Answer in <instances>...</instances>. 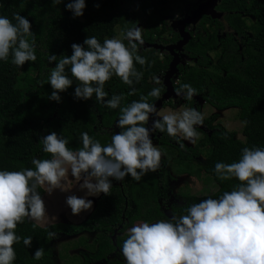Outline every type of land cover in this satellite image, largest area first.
<instances>
[{
	"label": "trees",
	"instance_id": "trees-1",
	"mask_svg": "<svg viewBox=\"0 0 264 264\" xmlns=\"http://www.w3.org/2000/svg\"><path fill=\"white\" fill-rule=\"evenodd\" d=\"M69 2L71 0H62L53 6L51 0H0V16L7 17L14 24L16 14L30 21L37 57L34 62L29 61L35 64L34 75L24 72L29 62L18 68L11 63V55L7 62L0 61V170L21 171L25 167H33V158L51 159L39 143V138L51 131L68 139V147L72 151L80 147L82 132H87L102 145L109 143L111 136L119 132L115 127L119 108L110 109L96 102L95 96L89 100L74 99L75 81L60 93L59 103L48 99L52 89L47 77L56 62L49 64L46 53L55 54L58 59L70 56L71 44H82L86 37L92 36L102 44L104 39L115 37L116 26L123 32L141 18L143 21V17H146L148 36L152 37L154 33L162 35L167 29L163 9L169 0H85L84 14L77 18L65 9ZM228 2V8L236 11L227 16L231 28L239 36L245 30H249L251 35L242 40L244 45L241 49L230 35L226 40L229 44L224 45V40H221L222 48L219 49H214V42L201 33L189 39L183 50L196 62L179 66V82L174 89L184 83L195 88L198 94L192 101L186 100L185 104L198 111L200 105L195 97L217 110L237 107L239 120L247 121L241 130L243 138H237L220 125H213L212 117L204 118L203 125L195 126L202 137L193 146H187L182 141L185 145L183 149L166 133L156 132L153 137L163 154L157 172H149L140 182L125 177L124 181L113 183L109 195L101 193L91 213L80 223L56 222L40 226L26 218L15 229L21 240L13 245L16 253L13 264H56L51 257L52 248L50 251L47 249L50 242L46 240L48 232L78 235L85 247L90 249L86 255L83 253L81 264H124L120 253L123 239L116 232H123L137 221L167 219L161 204L169 189L167 163L172 161L178 165L175 169L177 173L193 174L194 171L190 170L192 157L203 153L204 148H208V152L199 170L215 181L217 189L203 195L183 193L184 201L171 208L172 215L186 214L189 206L202 199H218L239 183L236 179H218L214 166L217 162H238L245 147L264 148V0ZM97 4L99 7H96ZM244 14L252 16L250 24L245 22ZM146 40L153 41L150 37ZM123 42L127 45V40ZM213 51L214 56L210 57L209 53ZM137 54L149 62L144 66L135 64L136 70L143 73L142 79L129 86L113 76L104 85L108 93L106 100L122 94L121 107H124L141 96H147L154 87H160L161 93L164 91V86L155 84L153 77L162 75L168 68L170 55L165 52L160 58L158 49L142 46H139ZM66 74L71 76L70 66L66 67ZM131 88L136 89L135 95H127ZM147 100L153 103L157 99L147 97ZM163 104H166L165 101ZM37 191L43 197L44 189L38 187ZM87 232L92 234L89 240L84 237ZM29 236L32 237V244L26 248L23 238ZM40 247L44 248L43 258L33 259L34 252Z\"/></svg>",
	"mask_w": 264,
	"mask_h": 264
},
{
	"label": "clouds",
	"instance_id": "clouds-1",
	"mask_svg": "<svg viewBox=\"0 0 264 264\" xmlns=\"http://www.w3.org/2000/svg\"><path fill=\"white\" fill-rule=\"evenodd\" d=\"M51 2L56 6L62 0ZM85 8V0H71L65 5L73 18L83 16ZM14 20L15 24L0 16V61L7 62L11 55V63L21 68L37 59L36 41L26 17L16 14ZM121 37L106 38L102 44L95 36L86 37L82 44H71L70 56L59 59L46 53L49 64L56 62L47 77L52 89L48 99L59 103L60 93L75 81L74 99L89 100L95 96L96 102L110 109L119 108L115 122L119 132L105 145L82 132L80 147L72 151L68 139L51 131L39 138L42 151L50 154L51 159L33 158V167L21 171L0 170V264H13L16 259L13 245L21 240L15 233L17 225L26 218L33 222L46 218L45 202L38 187H44L49 196L57 189L65 191L70 171L84 195H67L64 203L72 216H79L93 207V201L87 197L109 195L113 180L130 177L140 182L149 172L160 169L163 154L150 138L153 133H166L182 149L185 147L182 141L194 145L199 139L195 126L203 125L200 111L184 108L178 113L161 114L154 103L148 102L147 97H161L160 87L152 88L147 96L124 107H121L122 94L105 99L108 93L104 85L108 80L115 76L131 86L143 76L135 64L149 63L137 54L144 44L141 27L135 24L126 28ZM67 66L71 76L66 74ZM153 82L161 84L158 77H153ZM40 83L42 86L43 81ZM174 91L187 101L198 94L188 83ZM135 93L136 89L131 88L127 95ZM150 116L159 119H153L149 128L146 125ZM243 123L246 125L247 121ZM214 173L222 181L236 179L239 183L218 199L209 197L192 204L186 214L128 227L126 239L120 245L124 264H264V148L245 147L238 162H217ZM57 238V233L48 232L46 240ZM23 244L30 248L32 237L23 238ZM43 256L44 248L40 247L33 259L40 260Z\"/></svg>",
	"mask_w": 264,
	"mask_h": 264
},
{
	"label": "rangeland",
	"instance_id": "rangeland-1",
	"mask_svg": "<svg viewBox=\"0 0 264 264\" xmlns=\"http://www.w3.org/2000/svg\"><path fill=\"white\" fill-rule=\"evenodd\" d=\"M191 1L194 0H169L168 4H166L165 8L163 9L165 18L171 20V22H179L182 21L185 17L183 14L185 10L189 9L191 5ZM115 38H122L121 37V30L119 26L115 27ZM145 27L142 28V33H145ZM167 52L166 50H160L159 56L163 57L164 53ZM210 57H213L214 54H210ZM183 59L184 56H181ZM186 61V60H185ZM187 63L193 64L194 60H189ZM24 72L30 73L34 75L35 64L29 62L24 67ZM160 79V77H158ZM198 103L200 104V112L202 113L204 118L212 117L213 125H220L225 130L233 132L237 138L242 139V126L243 122L238 118V108L235 106L228 107L223 110H217L208 103H204L202 99L197 98ZM170 100L172 102L173 107H165L164 109H159V113L161 114H168L169 111L178 113L182 111L184 108H189L185 104V99L177 96H169L165 99ZM154 119H159V117H155ZM199 138L202 137V134L198 132ZM153 141V144L158 147L157 142L155 141L154 137L151 135L150 137ZM198 141V140H197ZM187 145L192 146L188 141L184 140ZM208 152V148L203 149V153L193 156L190 164V170L194 171L193 174L188 173H177L176 168L179 166L170 161L167 163V168L170 173L169 178V189L164 195V199L162 204V211L164 213V217L171 218V208L176 205H180L183 203L184 199L181 196L183 193H190L195 195H203V194H210L217 189V184L215 181L207 176L203 171L199 170V167L202 165L205 155ZM163 157V155H162ZM82 183V181H81ZM45 191V188L42 187ZM75 194L77 196H83L84 193L78 190V182H76L70 175L67 177L66 182V190L60 191L59 189L55 190L50 196L44 192L42 199L45 202V210H46V218L44 221L35 222L40 226H45L47 223H56V222H68L72 224H77L84 221L88 215L93 210L96 200L99 196L96 197H87V199H91L93 201V207L88 212H82L79 216H72L70 209L66 207L64 201L67 195ZM142 222L137 221L135 223ZM144 222L154 223V220H145ZM134 223V224H135ZM132 226V225H131ZM129 226V227H131ZM127 229V228H126ZM126 229L119 233L123 240L126 239ZM58 238L54 240H50L47 249L50 251L52 248L51 257L56 264H81L84 258V255L90 251V249L86 248L83 241L80 240L78 235H64L62 233H57ZM84 237L88 240L92 237L91 233H84ZM89 243V242H88ZM83 253H85L83 255ZM105 264V262L99 263Z\"/></svg>",
	"mask_w": 264,
	"mask_h": 264
},
{
	"label": "flooded vegetation",
	"instance_id": "flooded-vegetation-1",
	"mask_svg": "<svg viewBox=\"0 0 264 264\" xmlns=\"http://www.w3.org/2000/svg\"><path fill=\"white\" fill-rule=\"evenodd\" d=\"M204 1L205 0H194V1H191V5H190L188 10L187 9L185 10V12L183 14L185 17H183V18L188 17L191 14V12L193 10H195L198 7V5H200ZM228 6H229L228 0H220L213 7V9L217 13L220 14L219 17H212V16H208V15L203 14V15H201V17L195 23H193L191 21L187 22L185 27H184V30L188 31L190 33V39L192 37L197 36L198 33H201L202 36L204 35L206 37V39H208L209 41L214 42V45H213L214 49H219V48H222L221 40H224L222 44H224V45L229 44V42H227L226 40L228 39V36L230 35V38L234 40V43L236 44V46L239 49H241V47L244 45L242 40L243 39H247V36H250L251 33H250L249 30H245L244 34L239 36L237 34V32L231 28L230 22L228 21L227 16H229V14H231V13H235L236 11L230 10L228 8ZM243 17H244L245 22L247 24H250V20H253V18H252V16L250 14H244ZM145 18L143 17V21H142V18H141L138 21L137 26H139L141 28H144L145 25H146ZM164 18H165V16H164ZM165 20L167 22V29L162 35H157L156 33H154V34H152V37H151V36H148L147 32L142 33L143 34V38H144V40L146 42H148V43L150 42V44H155V45H172V44H175L178 40H180V34L177 31V28H174V26H178L179 24L176 23V22L174 24V22H171V20H169L167 18H165ZM149 37L152 38L153 41L146 40L147 38L149 39ZM166 53H168V52H166ZM211 53L214 54V51L211 52ZM181 54H183L184 58L183 59L181 58V60L178 62L177 70H178L180 65L184 66V65L189 64V63H187L189 60H194L193 64H195V62H196L195 59L189 57L184 52V50H183V53H181ZM168 55H170V54L168 53ZM180 57H181V55H180ZM160 58H162V57H160ZM171 58L172 57L170 56V60H171ZM166 70H164V73H165ZM164 73L162 75L158 76V77H160L161 85L164 86V91H165L164 77H163ZM177 73L172 78H170V81H171V83L173 85V88H174V86L178 85V82H179V75L177 77ZM162 93H161V95H162ZM197 98H199V97H195L196 101L198 100ZM202 101L204 103H207L204 100H202ZM165 103L166 104H163V106L160 109H164L165 107H170L171 108V107L174 106V105H172V102L170 100H166ZM158 111H159V109H158ZM156 134L157 133H154V135H156ZM186 145H187V143H186ZM116 182L117 181H115V180L112 181V183H116ZM66 223H68V222H66ZM116 234H119V233L116 232Z\"/></svg>",
	"mask_w": 264,
	"mask_h": 264
},
{
	"label": "water",
	"instance_id": "water-1",
	"mask_svg": "<svg viewBox=\"0 0 264 264\" xmlns=\"http://www.w3.org/2000/svg\"><path fill=\"white\" fill-rule=\"evenodd\" d=\"M219 1L220 0H205L200 5H198V7L195 10H193L188 17L184 18L182 21L177 22L179 25L174 26V28H177V31L179 32L180 40H178L175 44L155 45V44H150L144 40V44L142 45L143 48L153 47L158 50H166L172 57L169 62L168 68L163 75L165 91L162 93L159 99L153 102L156 105L157 110L162 107L163 102L167 97H169L170 95L176 96L170 78H172L178 72L177 64L181 60L180 55L183 56V54H181L183 53V47L190 39V33L184 30L186 23L190 21L195 23L203 14L212 17H219L220 14L213 9L214 5H216ZM153 119L154 116H150L148 125H146V127L149 128L151 127V123ZM152 136H154V133L152 134Z\"/></svg>",
	"mask_w": 264,
	"mask_h": 264
},
{
	"label": "crops",
	"instance_id": "crops-1",
	"mask_svg": "<svg viewBox=\"0 0 264 264\" xmlns=\"http://www.w3.org/2000/svg\"><path fill=\"white\" fill-rule=\"evenodd\" d=\"M40 223V222H39ZM49 222H47V223H44V224H48Z\"/></svg>",
	"mask_w": 264,
	"mask_h": 264
}]
</instances>
